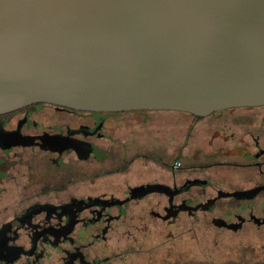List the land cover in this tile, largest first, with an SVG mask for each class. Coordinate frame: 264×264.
Returning <instances> with one entry per match:
<instances>
[{
  "label": "flooded vegetation",
  "instance_id": "1",
  "mask_svg": "<svg viewBox=\"0 0 264 264\" xmlns=\"http://www.w3.org/2000/svg\"><path fill=\"white\" fill-rule=\"evenodd\" d=\"M0 264H264V104L0 112Z\"/></svg>",
  "mask_w": 264,
  "mask_h": 264
},
{
  "label": "water",
  "instance_id": "2",
  "mask_svg": "<svg viewBox=\"0 0 264 264\" xmlns=\"http://www.w3.org/2000/svg\"><path fill=\"white\" fill-rule=\"evenodd\" d=\"M264 104V0H0V112Z\"/></svg>",
  "mask_w": 264,
  "mask_h": 264
},
{
  "label": "rangeland",
  "instance_id": "3",
  "mask_svg": "<svg viewBox=\"0 0 264 264\" xmlns=\"http://www.w3.org/2000/svg\"><path fill=\"white\" fill-rule=\"evenodd\" d=\"M158 114H159L158 117H157V114H156V119L158 120L159 117L161 119H163L164 120L163 126L166 129L168 128V131L173 133L176 138H180L181 139L183 137L184 131L187 128L188 120L185 119V118H182L181 116L180 117H176L175 115H173V114H176L174 112L166 111V112H161V113H158ZM132 127H133V129L136 128V126L134 124L132 125ZM203 245L206 246V244H202V246Z\"/></svg>",
  "mask_w": 264,
  "mask_h": 264
}]
</instances>
